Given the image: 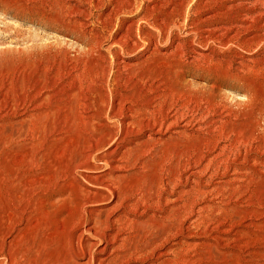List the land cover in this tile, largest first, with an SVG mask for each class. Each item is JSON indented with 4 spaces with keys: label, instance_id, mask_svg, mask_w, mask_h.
Listing matches in <instances>:
<instances>
[{
    "label": "rangeland",
    "instance_id": "obj_1",
    "mask_svg": "<svg viewBox=\"0 0 264 264\" xmlns=\"http://www.w3.org/2000/svg\"><path fill=\"white\" fill-rule=\"evenodd\" d=\"M0 1L17 8L0 11V230L8 254L4 264H264V0ZM27 9L38 14H23ZM230 36L235 38L227 42ZM201 37L211 38L197 46ZM134 40L138 46L130 49ZM117 57L124 61L117 71L121 88L128 79L130 87L143 85L141 92L153 98L152 106L165 108L173 98L191 97L200 112H194L193 126L186 129L178 125L134 137L138 143L129 146L133 150L125 158L126 167L112 174L120 176L115 191L128 192V199L119 205L116 197L89 202L87 228L98 225L106 234L118 229L114 244L98 255L97 245L80 246L96 240L92 232L79 230V202L84 198L77 179L63 177L78 153L80 141L74 132L79 128L68 133L65 126L61 131L67 130L66 137L55 140L50 131L58 115L51 113V105L42 107L43 112L13 100L29 70L35 68L33 78L41 80L49 65L47 76L56 78L65 62V72L72 75L63 84L85 87L102 69V74L108 75L109 68L114 73ZM57 102L62 109L69 107ZM48 109L51 114L45 113ZM179 131L199 138L203 158L193 187L168 170L175 150L186 141V135L174 133ZM238 133L249 137L246 144H230ZM211 139L217 147L228 145L231 153L212 150ZM39 163L43 189L38 184ZM98 165L95 172L108 171L103 162ZM79 253L89 254L79 258ZM92 256L105 257L93 263Z\"/></svg>",
    "mask_w": 264,
    "mask_h": 264
},
{
    "label": "bare ground",
    "instance_id": "obj_2",
    "mask_svg": "<svg viewBox=\"0 0 264 264\" xmlns=\"http://www.w3.org/2000/svg\"><path fill=\"white\" fill-rule=\"evenodd\" d=\"M14 5L13 4H9V3H0V11H2L4 13H9L11 9H13V11H15L14 9H17V8ZM30 9H32V8H30ZM22 11H23V14H26L27 16H32V15H37L38 14L37 12H33V11L29 10V9H27L25 11L22 10ZM233 36H230V38L227 40V42L233 40L235 38ZM206 37H204V38L201 37L202 39L199 40L196 45L197 46L198 45H202L203 43L206 44V42H207L206 40L211 38V37H209L208 39L205 40ZM134 41L131 42V44H130L131 48L130 49H132V47L133 48L134 47L137 48L136 46H138V45L136 44V41H138V40H136L135 42ZM205 48H206V46H205ZM192 52H195V50L193 49ZM195 53L199 57H202V54L197 53V52H195ZM112 55L117 56L118 52H116L115 54L113 53ZM118 57H117V59H118ZM117 59H116V62H115V66L113 65L115 67L114 73H112L111 72L112 71L111 68H109L108 69L109 70L108 75L106 73L102 74V72H104V71L101 68L102 69L101 75L98 76L95 79V81L93 80L91 83H89V84L87 83V86H85V87H82V85H80L79 87H74L73 83L70 82V81H69L70 83L67 84V85L63 84V82L66 83L65 80L68 79V77L72 75L71 71L65 72V70H64V67L66 65L65 62H63V64L60 63V68L59 69L61 70V72L58 69V72H56L57 73V77L56 78H51V77L47 76V72L49 71V69H48L49 65L44 67V70H43V77L44 78L42 77L41 80L39 78H33L34 74L32 72H35V68H34L31 71L29 70V72L27 74L26 73L23 74L22 78H23V80H25V84L24 85L22 84L23 87L22 88L20 87L21 88L20 91L15 96L16 99L13 100V102H15V105L17 103V104H20V105H24L26 107H31V109L32 108L33 109H35V108L43 109L42 107H48L49 105H51L49 107V108H51V113H53L54 115H58V118L56 116L57 119L55 118L56 120L54 121V123L56 125V128L54 130L50 131V133H51L50 135L51 136L54 135V139L56 138L55 140H62L64 137H66V134H68L69 131L71 132V131H73V129L79 128V129H77L74 132V133H76V135H77V137H78V139L80 141L78 146L76 147V151L78 153H77L76 158L71 163V165H69L65 169V174H64L63 177L65 179H67V180H76L77 179V181H78V183L76 182L77 183V187L81 190V193H82L81 197L84 198V203L79 202L80 210H81V215L79 216V223L81 225L79 227V230L82 231V232H86V231L92 232L93 237H95V240H96L94 242L84 241V243H81L80 246L84 247V245H85V248H88V247L92 248L95 245H97L98 247H97L96 253L98 255H100L101 253L105 252L106 249L110 248L114 244V242H115V240L117 239V236H118V229L113 231V233H109V234L107 233L106 234V233L100 232V228L98 227V225L93 226V228H87L88 227V225H87V220L88 219H85V216L87 215V213H91L90 210H89V206H90L89 202L93 201L94 199H106L108 197H116V199H117L116 200V205H119L123 201L127 200L128 196H129L128 192H122V189L118 190L117 192L115 191V179L119 178L120 176L117 177V176H114L112 174L115 171H117L118 169H123V168L126 167V166H124L125 164L123 165V163H127V160L125 158L129 155V152L131 150H133L129 146L131 144L138 143V142L134 141L135 140L134 137H137L139 134H143L145 131H148L149 133H154L155 134V133H160L163 130L167 131V129L169 131L170 128L176 127L178 125L180 127H183L184 129H186L189 124H191V126H193L191 121L195 118L194 117V112H197V110L199 109V105L197 104V100L192 99L191 97L190 98L189 97L177 98V99L173 98L169 103H167V107L166 108L163 107V106H165L163 104L162 105L159 104V106H152L154 104L153 98H149V96H146L147 95L146 92H143V93L141 92V87L143 85L140 86L139 88H136V85H134L132 83L133 85L130 87L129 85H127L129 79L126 80V81L123 80V81H125V85H124V83L121 82V84L124 85V86H122L124 88H121L120 87L121 85L118 84L119 80H118L117 71L119 70L120 66H122V63L124 61H122V60L119 61V59L118 60ZM65 60L66 59H64V61ZM112 63H113V61H112ZM18 64H20V63H18ZM36 68H38V67H36ZM105 68H104V70H105ZM20 70L22 71V69H20ZM25 70H24V72H25ZM98 70H99V68H98ZM2 75H4V74H2ZM59 76H60V78H59ZM2 77H4V76H2ZM72 77L74 78L76 76H72ZM9 80H10V78H9ZM74 81H76V80H74ZM0 86L2 87V84ZM65 87H67V88H65ZM211 87L214 88V86H211ZM2 88L4 89V87H2ZM83 88H85V90ZM14 90H16V89H14ZM1 93H4V92H1ZM58 95L61 96L60 99L57 97ZM156 98H157V96H156ZM77 99L80 100L81 102H79ZM57 101H59V102H61L63 104L67 102L66 105L69 106V107L71 106V108L63 107V109H62V108H60L62 105L61 106L59 105L60 107L55 105V103H58ZM1 102H3V100L0 101V104H1ZM52 105H55V106L53 107ZM66 105H64V106H66ZM197 107H198V109L196 110ZM209 108H211V107H209ZM80 110H83V112L80 113ZM42 111L44 112V109ZM38 112H39V110H38ZM43 112H42V114H44ZM59 112L62 113V114H60L61 115L60 118H59V114H58ZM188 112H190V116H188L189 115ZM198 112H200V110H198ZM45 113L46 114H51L49 109H48V112H45ZM38 115L40 116V113ZM69 116L72 117V121L68 120V119H70ZM49 117H50V115H49ZM47 118H48V116H47ZM49 122L50 121H48V124L50 125ZM51 122H52V120H51ZM73 122H74V124H73ZM55 125H54V127H55ZM65 126H66V128H68V133H67V130L66 131L63 130L64 134H62L61 130ZM194 128L196 129L197 127H194ZM56 129L58 131H56ZM254 129L256 130V128H254ZM254 129H252V131ZM214 130L216 131V129H214ZM185 131L187 132V130H185ZM190 132H192V131H190ZM174 133H177L178 135H181V136L186 135L184 131H179V132H174ZM218 133H221V131L218 132ZM250 134L251 133H249L248 135H250ZM57 137H59V139ZM210 137H211V135H210ZM259 137H261V136H259ZM182 138H184V137H182ZM248 138L245 139L242 136L241 133H238L237 135L234 136V139L232 141L230 140L229 142H230V144L232 142H234V143H238V145L241 144V143H242L241 145H243V144L247 143ZM250 138H251V136H250ZM253 138H255V137H252V139ZM198 139L199 138H197L194 135V133L193 134H190V133L187 134L186 135V141L183 142L184 144L181 146V148H178L177 150H175L174 154L176 156L173 157V161H174L173 166L171 167V163H170L169 169H168V170H172L173 169L175 171V173H173V174H175V176H177L176 180H178V181H181L182 179H185V181L189 180L191 185H192V187L197 185V183H198L199 172L197 171V169H199L198 166H199L200 159L203 158L200 155V152H202V151H200V142H199ZM206 139H209V138H206ZM215 139H217V138H215ZM221 139L223 140V137H221ZM200 140H201V138H200ZM212 140L213 139H211V141ZM209 141H210V139H209ZM206 142H207V140H206ZM214 142H213L214 145H212L213 146L212 150H215V151L219 150L221 152L222 151L224 152L225 149L227 150L228 145H225V146H222V147H219V146L217 147V141H214ZM252 142H253V140H252ZM206 144L207 143H205V145ZM202 145H204V144H202ZM102 147H105V148L103 150L97 152ZM201 147L203 148V146H201ZM207 147L205 148V150L207 149ZM257 147H259V145ZM241 148H243V147L241 146ZM248 149H250V148H248ZM231 150H233V149H231ZM234 150L232 151L233 153L236 152ZM243 150L245 151L246 149H243ZM228 152L231 153V151H228ZM216 154H214V155L216 156ZM228 156H230V155L228 154ZM210 158H212V157H210ZM226 158H228V157H226ZM213 160H215V159H213ZM99 162H103V164L108 169L107 172H105V173H103V172H95V170H97V168L100 166V165H98ZM210 162H212V161H210ZM222 162H224V160L221 161L220 163H222ZM215 163H217V162H215ZM228 163H229V161H228ZM207 165H208V163H207ZM209 165H211V164H209ZM218 166H220V165H218ZM42 169L43 168H42L41 164L39 163V173H38L39 182H38V184H39L40 189H43V184H44V178H43ZM203 169H204V166H203ZM222 169L224 170V168H222ZM222 169L220 168V170H222ZM168 170L166 169V172ZM223 170H222V172H224ZM91 171L95 172L97 174H92ZM174 179H173V181H174ZM91 188H93V190H91ZM16 192H18V191H16ZM8 195H10V194L8 193ZM90 197H92L93 199L90 198ZM2 199H4V198H2ZM8 200H9V197H8ZM10 200H12V198H10ZM125 208H127V207H125ZM113 209H114V207H112L107 213H109ZM246 210H248V209H246ZM256 212L257 211H255V214H256ZM246 214L248 215V213H246ZM253 214H254V212H253ZM5 215H7V214H5ZM7 219H8V217H7ZM238 221H239V218H238ZM251 223H253V222H251ZM251 223L249 221L248 224H251ZM109 224H112V222L110 221ZM109 224H107L106 227H108ZM242 225H246V224H242ZM229 230H231V229H229ZM4 235H5L4 234V230L1 229L0 230V264H4L3 261L8 257V254H6L4 252L5 250L3 251V247H4L3 246V244H4L3 242H4V239H5ZM88 254L89 253L81 255L79 253L76 256L79 257V258H82L83 256H88ZM104 257L101 258V259L100 258L98 259V258H95L94 256H92L90 258V261L93 262V263L96 262V261H99V262L102 261L103 262Z\"/></svg>",
    "mask_w": 264,
    "mask_h": 264
}]
</instances>
